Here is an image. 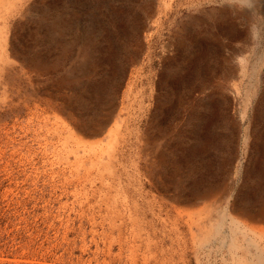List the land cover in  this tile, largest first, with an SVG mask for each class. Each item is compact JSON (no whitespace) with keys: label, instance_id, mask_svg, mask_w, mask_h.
<instances>
[{"label":"rangeland","instance_id":"obj_1","mask_svg":"<svg viewBox=\"0 0 264 264\" xmlns=\"http://www.w3.org/2000/svg\"><path fill=\"white\" fill-rule=\"evenodd\" d=\"M261 210L264 0H0V264H237Z\"/></svg>","mask_w":264,"mask_h":264},{"label":"bare ground","instance_id":"obj_2","mask_svg":"<svg viewBox=\"0 0 264 264\" xmlns=\"http://www.w3.org/2000/svg\"><path fill=\"white\" fill-rule=\"evenodd\" d=\"M8 44V43H7ZM12 45V44H11ZM18 46V45H17ZM65 108V107H64ZM98 132V131H97ZM100 132V130H99ZM114 161V160H113ZM112 173L114 174L115 172L117 173V170L115 168V165L112 164L111 166ZM243 211H246L247 213H252L250 210L245 209ZM220 214V213H219ZM253 215H256L257 217H264V210L258 211L257 213H253ZM226 222L227 218L226 216H223V222L221 225L216 229V230H210L208 234H212L215 231V238L218 240L221 237V242L222 243H227L230 245L231 251L234 252V255H237V264H264V247L260 245V240L263 239V237H256V235L253 233V237L248 241V247H246L245 244H240L239 239L235 238L233 236L241 235L245 236L246 235V228L241 226V222L235 219L234 222H229L228 226L229 229L234 230L235 233L231 235H227V227H226ZM113 226V225H112ZM233 233V232H232ZM230 234V233H229ZM248 234V233H247ZM248 248H254L256 250V253L254 255L251 254V250ZM239 251L243 252L242 256H239ZM254 256L258 257V260L255 261Z\"/></svg>","mask_w":264,"mask_h":264}]
</instances>
